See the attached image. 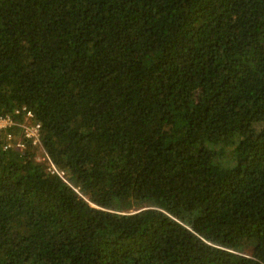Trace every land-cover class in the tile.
Segmentation results:
<instances>
[{
  "label": "trees",
  "instance_id": "16d2710c",
  "mask_svg": "<svg viewBox=\"0 0 264 264\" xmlns=\"http://www.w3.org/2000/svg\"><path fill=\"white\" fill-rule=\"evenodd\" d=\"M24 107L0 264H264V0H0V115Z\"/></svg>",
  "mask_w": 264,
  "mask_h": 264
},
{
  "label": "built area",
  "instance_id": "2783aa9c",
  "mask_svg": "<svg viewBox=\"0 0 264 264\" xmlns=\"http://www.w3.org/2000/svg\"><path fill=\"white\" fill-rule=\"evenodd\" d=\"M16 113L24 114V121L22 123H18L13 116H3L0 115V139L3 134L1 132L6 133V137H8L5 142L4 148L9 149L11 147H17L19 149H24L27 147L26 141H31L33 145H39L41 143V132H42V124L35 118V114L32 110L24 107L22 110H17ZM23 129V138L18 139V141H13V136L11 133H8L9 128L18 125ZM51 166L49 168L53 173H58L61 177H64V173L60 172L56 166L53 164L51 159Z\"/></svg>",
  "mask_w": 264,
  "mask_h": 264
}]
</instances>
